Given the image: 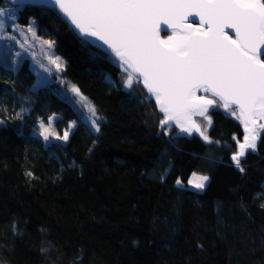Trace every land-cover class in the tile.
<instances>
[{"label": "trees", "instance_id": "obj_1", "mask_svg": "<svg viewBox=\"0 0 264 264\" xmlns=\"http://www.w3.org/2000/svg\"><path fill=\"white\" fill-rule=\"evenodd\" d=\"M29 21L55 41L62 77L89 97L100 131L54 84L33 90L27 60L0 73V264H264V133L240 173L231 155L243 126L223 108L208 113L219 144L176 125L165 135L154 99L140 81L125 88L109 54L53 8L20 7L16 23ZM53 113L60 127L77 122L66 142L24 131ZM193 171L209 176L203 191L188 187Z\"/></svg>", "mask_w": 264, "mask_h": 264}, {"label": "snow or ice", "instance_id": "obj_2", "mask_svg": "<svg viewBox=\"0 0 264 264\" xmlns=\"http://www.w3.org/2000/svg\"><path fill=\"white\" fill-rule=\"evenodd\" d=\"M27 2L58 8L82 37L95 38L106 45V50H110L115 62L127 73L124 87L131 88L134 81L142 80L149 94L146 98H155L156 106L163 113L160 127L165 135L167 126L174 123L182 134L191 137L197 133L205 144H219L208 135L213 123L209 110L219 103L243 126L242 141L233 136L236 151L231 160L240 173L245 172L241 161L249 152L257 151L264 133V122H261L264 121V59H261L264 56V0ZM189 16L199 17V23H187ZM15 18L14 12L0 6V39ZM34 23L29 21L26 31L42 46L54 48L55 41L40 40L36 36ZM162 25L167 28L162 29ZM15 28L21 30L19 25ZM167 29L172 34L162 39L160 33ZM226 29H231L234 37ZM45 55L57 72L63 70L64 62L59 56L47 52ZM40 67L50 71L43 64ZM70 91L87 108L91 114L90 126L98 133L100 117L96 108L75 85H70ZM196 116L206 121L203 127L193 119ZM17 118L22 117L17 114ZM55 118V114L49 116L47 126L43 120L39 122L40 136L45 141L50 136L67 141L75 121L69 122L61 136L52 127ZM209 179L208 175L193 171L187 185L203 191ZM175 183L184 184L179 177Z\"/></svg>", "mask_w": 264, "mask_h": 264}, {"label": "rangeland", "instance_id": "obj_3", "mask_svg": "<svg viewBox=\"0 0 264 264\" xmlns=\"http://www.w3.org/2000/svg\"><path fill=\"white\" fill-rule=\"evenodd\" d=\"M5 9L8 10L9 12H14L15 17L17 18V13H18V10L20 8L15 7V5H13L12 7H9V8L7 7ZM16 18L12 22L11 27H7L3 30V38L0 39V73H1V75H3L4 72L7 70L12 71V69H17V66L22 64V62L24 60H27L30 64V67L36 73V80L32 86V89L35 90L38 87L44 86L46 83L47 84L48 83L54 84L55 85V86H53L54 90L57 91L59 93V95H61L62 97L68 99L69 102L71 103V105L73 106V108H75L77 111L82 113V115L84 114L83 119L90 126L91 114L89 113L87 108H84L81 105V103L79 102V98L70 91V85H72V84L69 82V80L67 78L62 77V71L63 70L60 72H57L55 70L54 66L48 64V59H47L45 53L46 52L49 54L54 53L56 56H58L56 54L54 48L48 49L46 45L42 46L39 43V41H37L30 33H28L26 31L28 25H25V26L19 25L21 30H17L15 28V25H18L16 23ZM34 27H35V31H36V36L39 37L40 40H51L50 38L45 37L44 35H38L37 34V25L34 24ZM18 53H19V55H18ZM60 58L65 63V60L62 57H60ZM41 64L45 65V67L50 68V71L45 72L44 69L40 67ZM63 69H64V67H63ZM61 81H64V83H61ZM82 95L85 96L84 94H82ZM86 98L88 99V101L91 102L89 97H86ZM91 104L93 105L92 102H91ZM214 106L221 107L219 103L217 105H214ZM221 108H223V107H221ZM233 110H235V109L233 108ZM226 113L228 114V112H226ZM53 114H55V113H53ZM53 114H51L49 116H52ZM49 116H47L45 119L38 120L36 125H28V124L25 125L24 131L29 132L35 136L38 135L39 137H41L44 140V138L42 136H40V134H39L40 133L39 122L41 120H43L45 123V126H47ZM55 117L56 118L52 121V127L58 135L62 136L63 132L67 128V125L69 124V122H72L74 120L69 121L65 127H60L61 125L59 124L58 119L61 118V114L57 113V114H55ZM261 122H264V121H261ZM76 124H77V122L75 121V125ZM72 131H73V129L71 130V132ZM71 132H70V134H71ZM196 135H197V133H196ZM47 141L66 142L64 140L56 139L55 136H50ZM188 187L191 188V186H188ZM197 191H199V190H197Z\"/></svg>", "mask_w": 264, "mask_h": 264}, {"label": "water", "instance_id": "obj_4", "mask_svg": "<svg viewBox=\"0 0 264 264\" xmlns=\"http://www.w3.org/2000/svg\"><path fill=\"white\" fill-rule=\"evenodd\" d=\"M8 1H10L11 4L15 5V7H19V8L22 7V6H24V5H30V4H32V3H28L27 0H8ZM34 5H39V6H41L40 4H34ZM47 7L51 8V9L53 8V7H51V6H47ZM53 9H55V10L57 11V13H59V14L62 16V18H64V17H63V14L59 11L58 8H53ZM64 19H65V21L70 25V22L67 21L66 18H64ZM187 23H189V24H193V25H196V24L199 23V17L189 16V17H188V20H187ZM70 27L72 28L73 32H75V34H77V35H78L81 39H83L85 42L87 41V42H88L89 44H91L93 47H95V48H96V47L99 48L103 53H105V54H109V55L115 60L114 55H112V54L110 53V50H106V49H107V46H106V45H103L101 41H98V40H96L95 38H91V37H88V38L82 37V36L78 33V30H75V29H74V26H71V25H70ZM161 27H162V29H166V28H167L166 25H162ZM226 31L229 33V35H232V36L234 37V33L232 32L231 29H226ZM165 33L168 34L166 37L163 36V34H165ZM171 34H172L171 29H167V30H162L161 33H160V36H161L162 39H166V38H167L169 35H171ZM261 59H262V56H261ZM140 84L143 85L142 80H140ZM143 87H144V85H143ZM144 89H145V88H144ZM145 91H146V93H147V90H146V89H145ZM147 94H148V93H147ZM198 94H199V95H204L205 93H203V92H198ZM208 95H209L210 98H212V97H211V94H208ZM152 98H153L154 101H155V98H154V97H152ZM217 99H218V98H217ZM155 105H156V103H155ZM213 107H215V106H213ZM213 107H212V108H213ZM212 108H211V109H212ZM211 109H210V110H211ZM162 114H163V113H162ZM197 117H198V116L193 117V119L196 120ZM171 125H175V124L173 123V124H171ZM193 134H196V133H193ZM183 135H186V134H183Z\"/></svg>", "mask_w": 264, "mask_h": 264}]
</instances>
